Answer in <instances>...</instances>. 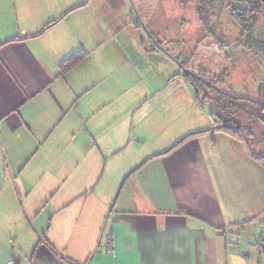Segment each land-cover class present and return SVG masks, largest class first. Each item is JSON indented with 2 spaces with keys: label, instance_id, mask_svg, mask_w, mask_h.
<instances>
[{
  "label": "crops",
  "instance_id": "1",
  "mask_svg": "<svg viewBox=\"0 0 264 264\" xmlns=\"http://www.w3.org/2000/svg\"><path fill=\"white\" fill-rule=\"evenodd\" d=\"M129 13L0 0V264H258L264 166L223 132L172 149L212 120Z\"/></svg>",
  "mask_w": 264,
  "mask_h": 264
},
{
  "label": "rangeland",
  "instance_id": "2",
  "mask_svg": "<svg viewBox=\"0 0 264 264\" xmlns=\"http://www.w3.org/2000/svg\"><path fill=\"white\" fill-rule=\"evenodd\" d=\"M198 1L200 0H133L134 4H149L152 9L144 6L142 9L139 8L138 13L133 8V13H129V22L139 28L135 19L139 21L140 16L148 29L147 24L154 25L153 30L161 39L159 47H162L164 41L170 53L180 57L195 74H201L207 81L215 79L220 81L218 86L224 91L255 97L259 82L264 79V65L246 46L238 45L241 27L235 21L230 22L232 19L227 11L222 12L221 22H218L217 11L222 8L217 0H210L213 5L208 8L210 10L208 12L198 10L200 4H195ZM129 3L132 7L130 0ZM132 15H135V19H132ZM245 41L247 42L246 38ZM230 53L232 60L228 59L230 56L224 57V54ZM208 93L212 95L211 97L214 96L211 92ZM200 109L202 111L200 115L210 119L212 105L206 103L200 105ZM252 109L253 115L260 112L258 108ZM229 111L231 113L230 107ZM249 113V107L247 111H239V119L243 126L253 127L254 136L257 137L255 141L257 150L264 151V137L261 136L264 127L262 124L248 123ZM260 255L264 262V250Z\"/></svg>",
  "mask_w": 264,
  "mask_h": 264
},
{
  "label": "trees",
  "instance_id": "3",
  "mask_svg": "<svg viewBox=\"0 0 264 264\" xmlns=\"http://www.w3.org/2000/svg\"><path fill=\"white\" fill-rule=\"evenodd\" d=\"M158 44L161 46L160 42H158ZM85 55L86 53L83 50H80L65 59L60 65L61 75L66 74L69 70L80 63L84 59ZM176 61L183 69V77L193 87L195 92L194 98L197 103L199 105H204L206 103L212 105L213 109L210 111V118L213 125L207 130L186 135L184 138L178 141L172 147V149L177 148L185 141H188L198 135L208 132H211L212 134H214L215 132H223L236 138L237 140L243 141L249 149L250 154L264 166V151L257 150V146L255 144V141H257V137L254 136V129L249 125L243 126V123L239 119L238 114L239 111H247V107H249L250 113L248 123L262 124L264 127V107H261V105L259 104L253 103L247 97L237 95L233 91H219L214 87L218 86V81L216 79L210 81V83H206L202 80L203 77L201 75L198 74V76H196L184 70L187 69L186 63L184 61H181L179 57L176 58ZM262 89L264 90V86L262 87ZM208 91L211 92V94H213L214 96L211 97L212 95L210 96V93H208ZM262 98L264 101V95L262 96ZM229 107L231 108V113L229 111ZM252 108H258L260 112L253 115L254 110ZM261 136L264 137V130Z\"/></svg>",
  "mask_w": 264,
  "mask_h": 264
},
{
  "label": "flooded vegetation",
  "instance_id": "4",
  "mask_svg": "<svg viewBox=\"0 0 264 264\" xmlns=\"http://www.w3.org/2000/svg\"><path fill=\"white\" fill-rule=\"evenodd\" d=\"M217 1L219 2L218 5L220 6V8H222V10L217 11L218 22H221L222 12L227 11L228 14H230V18L232 19V21L230 22L232 23L235 21L237 25L241 27V37L239 38L238 45L246 46V48H248L250 51L254 53V55L257 56L261 64L264 65V0H217ZM130 2L134 6V7L132 6V9L135 8L137 10L133 0H130ZM195 4L197 5L200 4V8H198V10L199 11L204 10L205 12L210 11L208 10V8L213 5L210 2V0H200ZM148 5H146V3H139V8L142 9L144 6L149 7ZM150 9H152V7ZM139 23H141L142 25L140 16H139ZM245 38L247 42L245 41ZM222 42L224 43L225 41ZM226 56H230L228 58L229 60L233 59L231 53L230 55L224 54L225 58H227ZM184 70L198 76V74L192 72L188 67L187 69ZM182 72L183 69L181 67V75H183ZM202 77L201 78L203 81H205L206 83H210V81H207L204 76ZM219 82L220 81H218V85ZM263 86H264V79H262L259 82L258 91L255 97L248 95H240V94L237 95L242 97H247L253 103L259 104L261 105V107H264V101L262 98V96L264 95L262 94L264 93V90L262 89ZM214 87L217 88L219 91L225 92L219 86H214Z\"/></svg>",
  "mask_w": 264,
  "mask_h": 264
},
{
  "label": "water",
  "instance_id": "5",
  "mask_svg": "<svg viewBox=\"0 0 264 264\" xmlns=\"http://www.w3.org/2000/svg\"><path fill=\"white\" fill-rule=\"evenodd\" d=\"M142 27L143 29L146 31L147 35L153 40V42L156 44V45H159L157 40L154 38V36L152 35V33L149 31V29L142 23ZM160 46V45H159ZM162 48V47H161Z\"/></svg>",
  "mask_w": 264,
  "mask_h": 264
},
{
  "label": "built area",
  "instance_id": "6",
  "mask_svg": "<svg viewBox=\"0 0 264 264\" xmlns=\"http://www.w3.org/2000/svg\"><path fill=\"white\" fill-rule=\"evenodd\" d=\"M264 246V241H260V247ZM259 264H264L262 256L260 255Z\"/></svg>",
  "mask_w": 264,
  "mask_h": 264
}]
</instances>
